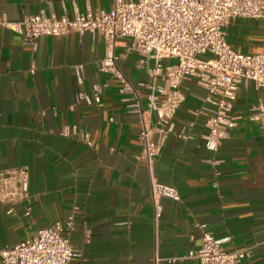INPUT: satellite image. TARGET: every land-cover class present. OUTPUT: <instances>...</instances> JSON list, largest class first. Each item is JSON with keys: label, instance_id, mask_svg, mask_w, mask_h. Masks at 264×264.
Wrapping results in <instances>:
<instances>
[{"label": "crops", "instance_id": "0c3cea01", "mask_svg": "<svg viewBox=\"0 0 264 264\" xmlns=\"http://www.w3.org/2000/svg\"><path fill=\"white\" fill-rule=\"evenodd\" d=\"M112 7L113 0H0V172H28V197L0 202V251L72 215L69 237L83 264L183 257L199 245L200 225L226 251L247 250L250 257L240 264H264V134L249 119L264 90L240 83L231 110L234 126L212 151L204 146L207 92L187 81L172 129L148 166L137 158L139 117L129 109L132 93L122 81L134 86L147 80L144 55L119 40L117 77L101 69L105 45L99 35L40 36L33 48L3 24L40 10L73 18L88 8ZM225 32L236 52L264 50L261 19L236 18ZM153 181L173 187L177 196L155 202Z\"/></svg>", "mask_w": 264, "mask_h": 264}, {"label": "built area", "instance_id": "2783aa9c", "mask_svg": "<svg viewBox=\"0 0 264 264\" xmlns=\"http://www.w3.org/2000/svg\"><path fill=\"white\" fill-rule=\"evenodd\" d=\"M236 18L261 19L264 24V0H113L108 11L88 8L69 18L64 13L57 17L40 10L23 16L19 22L3 24L21 33L24 42L33 48L40 36L70 32L99 35L105 45L101 69L113 71L117 77L121 75L115 67L114 48L119 40H126L128 49L144 55L147 80L134 86L122 81L124 89L132 93L129 109L139 117L142 152L137 158L151 166L172 129V118L184 100L187 81L207 92L211 108L202 111L207 128L204 146L212 151L234 126L231 110L240 83L251 82L255 89L264 90V50L255 54L236 52L226 40L225 27ZM165 58L172 61L165 62ZM161 80L166 85L160 84ZM95 100L99 102L98 95ZM145 113L153 116V122L145 118ZM249 119L264 134V99L252 107ZM153 134L158 135V140L152 138ZM151 193L155 202L161 196H177L173 187L157 181L152 182ZM27 197L25 167L0 172V202L13 203ZM156 208L159 216L160 209ZM74 226V217L69 215L64 221L39 228L34 236L3 248L1 264H83L78 262L81 255L69 237ZM200 228L197 247L183 257L155 258L154 264L181 258L198 264H240L250 257L245 249L226 251L222 240L203 225Z\"/></svg>", "mask_w": 264, "mask_h": 264}]
</instances>
